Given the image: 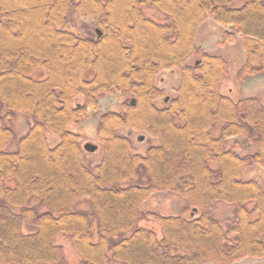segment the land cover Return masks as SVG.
Wrapping results in <instances>:
<instances>
[{
    "label": "trees",
    "instance_id": "obj_1",
    "mask_svg": "<svg viewBox=\"0 0 264 264\" xmlns=\"http://www.w3.org/2000/svg\"><path fill=\"white\" fill-rule=\"evenodd\" d=\"M71 14L90 18L94 32L63 28ZM209 20L221 26L224 49L246 53L232 83L239 90L264 72V0H0V264L264 259V185L244 178L264 171V99H235L223 89L229 59L197 43ZM174 70L180 79L167 101L156 80ZM113 92L123 111L101 114L103 155L88 166L76 127ZM18 114L29 122L21 137ZM121 129L158 143L136 152ZM14 140L17 149L6 151ZM167 191L186 201L177 213L142 210ZM87 197L91 210L79 208ZM218 203L232 205L225 223L214 215ZM146 220L158 222L161 234ZM25 223L33 230L25 232ZM59 236L78 262L67 259Z\"/></svg>",
    "mask_w": 264,
    "mask_h": 264
},
{
    "label": "rangeland",
    "instance_id": "obj_2",
    "mask_svg": "<svg viewBox=\"0 0 264 264\" xmlns=\"http://www.w3.org/2000/svg\"><path fill=\"white\" fill-rule=\"evenodd\" d=\"M147 16L151 17L152 19L158 21V22H164L166 20V16L164 13L159 12L156 9L151 8H144L143 9ZM93 22L90 18L87 19H81L75 14H71L69 16L68 22L63 26V28L72 30L82 36L89 35V32L94 30L91 28L89 29L86 25H91ZM223 30L221 26L214 23L212 20H209L205 22L197 36V43L200 44L206 51L218 54L221 56H225L229 59V62L231 64L230 74L227 77L226 84L228 83L229 86L224 87L223 89H230L231 96L235 99L244 97V96H258L262 99H264V72L252 76L247 77L244 81L239 82V90H236L232 83L236 82V73L238 69L240 68L241 64L246 59V53L244 50L240 47L237 50H235L234 47L236 45H226V50L233 49L232 52H227L223 46L220 45L221 40V34ZM227 47H231L228 49ZM177 75V77L175 76ZM163 79V80H162ZM180 79V72L175 70L172 72H163L161 73L156 80V84L166 90V93L168 95L173 96L174 90L178 85ZM223 90V91H224ZM121 98L122 96L118 92H113L111 94L101 96L99 98V108L96 111L89 112L90 114L88 117L83 120L79 126L76 127L79 135L81 136L82 144L85 145L84 142H91L96 143V126L99 121V117L101 114L107 112V111H113V110H120L122 108L121 106ZM28 119H26L21 114L17 115L16 120L13 123L14 130L18 137H21L27 132L28 129ZM221 125L216 124L212 129L213 136H218L220 134ZM89 133H93V135H90ZM119 133L122 135H125L127 133V130L121 129L119 130ZM142 132H135L132 135V139L135 143L136 152L145 153L147 150V147L149 143H139L137 140L140 138V134ZM138 135V136H137ZM47 136L49 138V141L51 144H55L59 141L58 137L54 135L53 133H47ZM136 137L138 139L136 140ZM95 138V139H94ZM152 143L156 144L158 143V140L155 138H152ZM18 141L14 140L11 142L6 148V151H14L17 149ZM103 155V149L102 146L99 147V149L95 152H88L84 150L83 152V161L88 166H96ZM252 170L248 171L244 178H252L254 175L251 173ZM186 204V201L171 193V192H158L153 194L151 198H149L142 206L143 211H159L162 214L171 215L177 213L180 209L184 207ZM232 205L226 204V203H218L214 208V215L216 218H218L221 222H224L225 217L228 215L230 216V212H228V209H230ZM79 208L84 210H91V204L89 198H84L81 203L79 204ZM142 225L154 229L159 235L161 234V227L158 222L154 220H146L142 222ZM32 227L29 226L27 223L24 224V231L29 232L32 231ZM57 244H60L64 247L66 251L67 259L71 263H76L79 261V255L77 251L75 250L72 243L64 236H59L56 240ZM212 263V262H211ZM206 264H209L207 262ZM214 264V263H213ZM235 264H264V260L262 259H249L246 258L244 260H241L239 262H236Z\"/></svg>",
    "mask_w": 264,
    "mask_h": 264
},
{
    "label": "flooded vegetation",
    "instance_id": "obj_3",
    "mask_svg": "<svg viewBox=\"0 0 264 264\" xmlns=\"http://www.w3.org/2000/svg\"><path fill=\"white\" fill-rule=\"evenodd\" d=\"M175 74H176V70H175ZM176 77H177V75H175ZM163 80V79H162ZM158 86V85H157ZM159 87V86H158ZM159 88H161V87H159ZM166 91V90H165ZM174 95V94H173ZM170 97H171V95H168L167 94V101L170 99ZM131 103H132V100L130 99L129 100ZM136 101V100H135ZM157 105L159 106V107H162L163 106V101L162 100H158L157 101ZM133 104V103H132ZM135 104H136V102H135ZM135 104H133V105H135ZM122 106V105H121ZM114 112H121V111H123V107L120 109V110H113ZM101 116V115H100ZM100 118V117H99ZM136 131H128L127 130V133L126 134H128V136L130 137V139L133 141V139H132V135H133V133H135ZM137 133V132H136ZM90 134V133H89ZM141 136H140V138H139V140H137L138 139V137H136V140L139 142V143H144V144H147V143H149V145H150V143L152 142V140L149 138V136L146 134V133H141L140 134ZM138 136V135H137ZM142 136H143V138H142ZM96 140V143H94V144H96L97 145V149L95 150V151H97L98 149H99V147L101 146L100 145V143L97 141V139H95ZM81 143H82V141H81ZM85 144H86V142H84ZM133 143H134V141H133ZM148 145V146H149ZM82 146L84 147V145L82 144ZM134 147H135V143H134ZM148 148V147H147ZM135 149H136V147H135ZM86 151H88V150H86ZM95 151H88V152H95ZM251 173H252V175H254V177H255V179H257L258 181H261L262 183L261 184H263L264 185V171H257L256 170V168L255 169H252V171H251ZM260 260V259H259ZM262 260H264V259H262Z\"/></svg>",
    "mask_w": 264,
    "mask_h": 264
},
{
    "label": "water",
    "instance_id": "obj_4",
    "mask_svg": "<svg viewBox=\"0 0 264 264\" xmlns=\"http://www.w3.org/2000/svg\"><path fill=\"white\" fill-rule=\"evenodd\" d=\"M99 31V30H98ZM135 98L132 99V103L135 104ZM143 138V136H142ZM84 149L85 150H88V151H95L97 149V145L94 144V143H91V142H87L85 145H84Z\"/></svg>",
    "mask_w": 264,
    "mask_h": 264
}]
</instances>
